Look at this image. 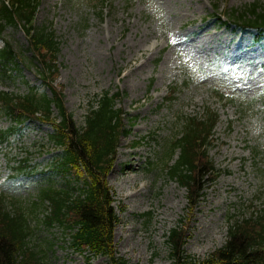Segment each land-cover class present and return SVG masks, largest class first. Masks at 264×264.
Instances as JSON below:
<instances>
[{
    "label": "rangeland",
    "instance_id": "obj_1",
    "mask_svg": "<svg viewBox=\"0 0 264 264\" xmlns=\"http://www.w3.org/2000/svg\"><path fill=\"white\" fill-rule=\"evenodd\" d=\"M255 1L263 0L215 3L221 13ZM216 18L212 0H115L106 4L103 20L90 0H40L36 25L50 28L59 41L55 85L63 88L76 125L83 126L102 92L125 94L118 106L127 113L128 133L107 181L119 219L116 255L128 264H170L165 235L179 221L189 238L186 254L203 260L224 245L230 224L264 207V36L255 42ZM3 39L17 57L13 79L0 80V91L24 96L29 86H40L26 37L16 27L7 28ZM172 84L180 85L179 92L163 104ZM207 109L220 116L208 155L221 175L191 216L186 192L169 176L174 160L168 164L166 146L180 129V115L201 117ZM10 125L0 116V130ZM51 133L42 122L27 121L0 149V195L8 210L14 204L24 212L30 246L45 253L42 264H108L104 257L79 255L63 231L38 220L44 175L62 153ZM17 159L28 160L36 173L13 178L9 161ZM53 181L60 190L83 186L72 173L55 174Z\"/></svg>",
    "mask_w": 264,
    "mask_h": 264
},
{
    "label": "trees",
    "instance_id": "obj_2",
    "mask_svg": "<svg viewBox=\"0 0 264 264\" xmlns=\"http://www.w3.org/2000/svg\"><path fill=\"white\" fill-rule=\"evenodd\" d=\"M106 0H97L103 5ZM0 0V80L11 79L17 53L2 35L7 28L22 27L28 39L31 62L41 81L40 88L30 87L23 97L0 91V113L11 120V127L0 131V147L15 137L27 120H40L52 127L51 141L62 150L54 172H73L83 180L81 189L59 191L48 178L47 189L40 192V202L47 203L42 223L47 229L58 228L69 239L72 250L91 257H104L108 264H128L118 258L114 232L119 219L114 195L107 183L124 127V112L117 106L121 94L108 91L98 96L84 117L82 127L73 121L64 107L63 88L54 86L58 78L59 41L50 28L34 26L39 0ZM101 15V13H100ZM229 22L243 31L264 35V1H255L241 9L226 10ZM177 86L169 88L166 102H171ZM46 92L50 93V97ZM57 116H53V110ZM219 117L207 111L202 118L183 119L177 138L168 146V156L177 154L170 167V177L186 192V210L191 216L198 207L206 186L219 176L208 157V150ZM25 165L15 169L28 173ZM36 213L39 204L34 205ZM187 229L182 221L169 229L165 245L170 264H264V210L253 218L230 225L224 245L203 260L185 252ZM31 232L23 214L8 210L0 197V264H42V250L30 246Z\"/></svg>",
    "mask_w": 264,
    "mask_h": 264
}]
</instances>
